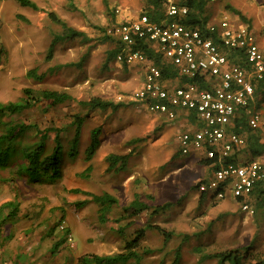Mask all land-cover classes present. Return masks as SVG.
Instances as JSON below:
<instances>
[{"label": "rangeland", "instance_id": "1", "mask_svg": "<svg viewBox=\"0 0 264 264\" xmlns=\"http://www.w3.org/2000/svg\"><path fill=\"white\" fill-rule=\"evenodd\" d=\"M30 1L38 11L12 0L0 1V104L18 102L24 89L37 99L45 90L66 93L72 99L56 107L39 101L21 114L1 120L40 130L62 129L63 158L61 178L52 184L27 182L25 175L17 173L19 162L0 170V264H4L7 251L13 256L27 245L35 247L34 241L40 251L48 248L49 239L53 243L49 251L54 244L59 246L65 235L57 229L61 222L76 242L74 249L67 250L64 264H78L82 256L122 253L125 242L148 225L171 237L164 242L156 230H145L139 253L147 254H142L141 264H217L202 256L226 251L242 255V264H264V207L257 208L259 216L246 220L236 204L223 210L225 199L207 198L202 203L194 187L204 181V165L190 163L189 155L180 156L176 143V136L190 126L184 127L178 115L172 121L164 120L127 100L143 82L141 64L106 63V52L114 42L103 40L104 31L136 18L143 0H73L74 10L67 7L66 0ZM260 1L215 0L207 4L205 14L208 22L221 18L231 22L235 18L229 9H234L244 18L234 23L249 26L258 40L256 10L264 6ZM223 11L229 12L221 16ZM49 12L86 39L58 40L47 59L49 44L61 34V27L47 17ZM31 70L42 79L28 78L26 73ZM93 97L124 103V107L116 113L86 116L78 152L74 158L68 157L74 135L70 123L73 116L86 115L77 102ZM98 127L99 146L86 162L83 152L90 143L91 130ZM34 140L33 131L24 134L23 141ZM52 140L50 133L46 139L49 149ZM110 154L130 155L123 171H106L105 159ZM83 192L106 193L117 204L101 208ZM135 195L148 206L171 205L156 214L149 210L126 217L121 209ZM8 202L14 203L18 213L7 220L8 210L1 207ZM53 261L59 263L58 258Z\"/></svg>", "mask_w": 264, "mask_h": 264}, {"label": "built area", "instance_id": "2", "mask_svg": "<svg viewBox=\"0 0 264 264\" xmlns=\"http://www.w3.org/2000/svg\"><path fill=\"white\" fill-rule=\"evenodd\" d=\"M164 7L165 18L159 23L139 14L106 31L124 45L115 58L117 63H138L145 69L141 86L127 100L169 121L174 120L178 111L191 112L199 127L176 136L178 153L183 157L199 153L204 160L213 161L215 167L210 178L197 186V194L213 201L230 194L240 211L252 216L254 209L247 199L255 186L264 187V160L225 161L245 144L241 136L230 131L237 111L247 109L248 127L264 133L260 115L250 109L253 83L264 80V47L247 25L221 18L207 22L203 29L187 27L179 23L188 12L186 7L176 5L174 0H164ZM139 41L148 43L179 76L202 79L209 89L196 84L166 87L160 70L140 50L130 48ZM231 54L242 64L233 63ZM57 229L65 233V247L74 249V238L64 223L57 225Z\"/></svg>", "mask_w": 264, "mask_h": 264}, {"label": "trees", "instance_id": "3", "mask_svg": "<svg viewBox=\"0 0 264 264\" xmlns=\"http://www.w3.org/2000/svg\"><path fill=\"white\" fill-rule=\"evenodd\" d=\"M7 1V0H0ZM18 3L21 7L29 8L34 11H38L37 6L30 0H12ZM175 4L178 6H184L187 8L188 12L186 16L179 19V23L192 28L203 29L208 22L206 12V6L209 3L208 0H174ZM67 7L70 10H74L73 0H66ZM231 13L239 16L241 20L244 18L234 9H229ZM140 14H145L151 22L159 23L165 16L164 0H143V7ZM47 17L55 24L61 27V34L54 37L48 46V52L46 58L49 59L52 55L54 44L58 40H73L76 38L86 39L85 35L81 32H77L70 27H68L63 21L55 16L54 13H47ZM103 40L108 42H114V47L106 52V63H110L115 60L118 53L124 50V45L118 40L106 34L104 31ZM134 50H140L146 60L150 61L154 66L160 70L161 79H174L178 78L182 84H196L203 89H209L208 84L204 83L202 79L197 78H187L181 77L169 63L164 61L162 57L157 54L148 43L144 41H139L136 45L130 47ZM233 63L242 64L239 62L234 54L229 56ZM26 76L31 79L41 80L42 75H36L34 70L28 71ZM253 101L252 105L258 108L260 105L264 104V80L253 83ZM22 98L18 102H8L5 104H0V126L2 132L0 134V170L6 169L12 165L19 162L17 173L18 175H25L27 177V182L29 183H43L52 184L61 178V165H62V154L63 147L60 143V134L63 132L62 129H45L40 130L34 125H23L13 124L8 122H2L3 118H9L11 116H16L21 114L24 110L29 107L34 106L35 103L39 101L47 102L48 106L56 107L58 105L64 104L71 101V97L66 93H59L56 91L45 90L40 94V98L37 99L32 96V92L29 89H24L22 91ZM78 106L85 111L86 115L81 117L80 115L73 116V120L70 123L71 127L74 129V135L71 141V146L68 149V157L74 158L77 154V145L79 142L81 129L84 124L86 116L92 117L94 114L103 115L107 112L116 113L124 107V103H115L112 101L103 100L98 97L90 98L86 101H78ZM251 106V105H250ZM247 109L237 111L233 121L230 131L241 136L245 144L243 148L237 150L235 154L226 159L225 162L235 163L237 161L238 155H243L246 157L244 162H248L253 159L264 160V144L260 142L258 137V131L250 129L247 125ZM33 131V137L35 138L32 142L23 141L24 134ZM53 134V145L49 149L47 146L46 139L49 134ZM101 133V128L92 129L90 132V143L88 147L84 150V160L89 162L96 153L99 146V136ZM130 155H114L110 154L106 157L107 172H120L125 169V166L129 160ZM206 161V165H210L213 161ZM215 168V167H213ZM86 172H89V167L86 168ZM195 185L194 189H197ZM251 195L256 192L257 186L254 187ZM262 191L261 194L255 196V202L259 206H263L264 203V187L259 186ZM78 192V191H73ZM85 195H89L91 202L100 206L101 208L105 205L106 208H111L117 204V200L110 195L103 193L102 195H91L89 193L83 192ZM250 195V196H251ZM203 195H200L201 200ZM171 204H164L162 206H148L139 200V197L135 195L133 199L124 207L121 211L126 217H135L144 211H149L151 214H156L157 211H163ZM7 209L6 219L16 217L18 213L17 207L14 203H5L2 205L1 209ZM104 208V207H103ZM152 209V210H151ZM5 220V219H4ZM147 229L156 230L160 235L164 237V242H167L171 235L169 233H164L160 228L152 225H148L144 229H139L134 233L132 239L125 242L122 253H117L108 256H82L78 260V264H141L142 254H147L146 252L139 253L140 242L144 238V232ZM185 238V237H184ZM75 241V240H74ZM64 243V237H62L61 244ZM76 244V242H75ZM57 244L53 246L52 252L57 248ZM65 246V245H64ZM68 249V248H67ZM205 260H216L217 264H242L243 256L237 251H226L222 253H214L202 256Z\"/></svg>", "mask_w": 264, "mask_h": 264}, {"label": "crops", "instance_id": "4", "mask_svg": "<svg viewBox=\"0 0 264 264\" xmlns=\"http://www.w3.org/2000/svg\"><path fill=\"white\" fill-rule=\"evenodd\" d=\"M261 1L264 2V0H261ZM229 11H223L221 16L228 13ZM256 12L258 14V16H257V29H258V35H259L258 36V42L261 43L262 47H264V6H258ZM232 18H235L232 21L240 20L239 16L234 15V14H233ZM217 20H219V19H217ZM163 83L168 88H175L177 86L184 85L180 82V80L178 78L167 79V80H164ZM250 109H252V111H256L260 115L261 122L264 123V104L260 105L258 108H256L255 105L251 104ZM177 115L182 120L184 127L190 126V129L188 131L192 132L193 130H195L196 128L199 127V124H198L196 117L191 112L178 111ZM160 116H162L163 119L166 120V118L163 115H160ZM258 137L260 139V142L262 144H264V133L258 132ZM189 156H191V158L189 160L190 163H193V164H197V163L199 164L200 163V165L201 164L204 165V173H203L204 179L203 180L205 181L208 178H210L212 171H213L212 164L206 165V161L202 158L201 154H199V153H192ZM236 159H237V162L243 163L246 160V157H244L243 155H238ZM201 160H203V161H201ZM184 162H187V161H184ZM208 170H209V173H207ZM259 186H261V185H259ZM259 186H257L256 192L253 195L249 196L247 199L248 204L254 209V214L252 216H255V217H257L261 214L259 212V210L257 209L260 206L257 205L255 202V199H256L255 196L262 193V191H260L261 189L259 188ZM197 196H198V198L200 197L199 194H197ZM207 198L208 197L203 196V198L201 199V201H203L202 203H205ZM209 201H211V200H209ZM224 202H226V205L224 206L223 210L234 207L235 204L237 205V203L232 199L230 194H227ZM241 214L244 215L243 217H245L246 220L248 218L251 219V217L248 216L247 214H245V213H241ZM47 236H49V233L47 234ZM41 238L42 237H40L39 239H41ZM48 242H49L48 246H47L48 248H45V250H43V251H40L39 243H36V241L31 243L35 247H29L28 245L26 247L24 246L25 249H21L19 251V253H17V251H14L15 254L13 256L10 254V251H7L5 253L4 259H3L4 264H53V262H54L53 260L56 258L59 259L58 264H64L65 257L69 256L67 253L68 249L64 246V243H63V245L59 244V246H57L55 251L52 252V250L49 251V245L50 244L53 245V243L50 242V239ZM52 248H53V246L50 247V249H52ZM46 249H48V251ZM52 253H53V255H51ZM56 254H57V256L53 257Z\"/></svg>", "mask_w": 264, "mask_h": 264}]
</instances>
